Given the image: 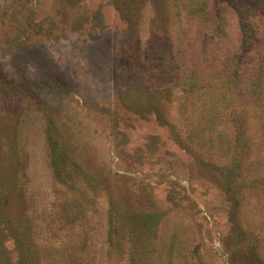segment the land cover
<instances>
[{"label":"rangeland","instance_id":"obj_1","mask_svg":"<svg viewBox=\"0 0 264 264\" xmlns=\"http://www.w3.org/2000/svg\"><path fill=\"white\" fill-rule=\"evenodd\" d=\"M0 264H264V0H0Z\"/></svg>","mask_w":264,"mask_h":264}]
</instances>
